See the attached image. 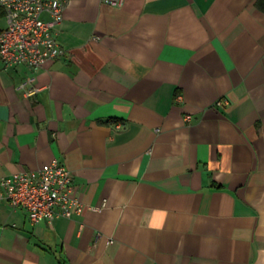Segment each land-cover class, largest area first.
<instances>
[{"label": "crops", "instance_id": "1", "mask_svg": "<svg viewBox=\"0 0 264 264\" xmlns=\"http://www.w3.org/2000/svg\"><path fill=\"white\" fill-rule=\"evenodd\" d=\"M56 31L66 57L0 62V180L57 160L83 210L31 225L0 198V264H264L255 1L69 0Z\"/></svg>", "mask_w": 264, "mask_h": 264}, {"label": "built area", "instance_id": "2", "mask_svg": "<svg viewBox=\"0 0 264 264\" xmlns=\"http://www.w3.org/2000/svg\"><path fill=\"white\" fill-rule=\"evenodd\" d=\"M68 1L0 0L5 23L0 27V62L4 67L38 70L49 61L67 56L55 38ZM105 3L120 7L123 0H105ZM19 88L26 89L28 96L37 92L32 78L21 83ZM216 105L221 106L222 101ZM0 188V198L10 208L22 210L31 225L69 220L83 210L74 196L71 172L57 160L44 169L4 178L0 180Z\"/></svg>", "mask_w": 264, "mask_h": 264}, {"label": "trees", "instance_id": "3", "mask_svg": "<svg viewBox=\"0 0 264 264\" xmlns=\"http://www.w3.org/2000/svg\"><path fill=\"white\" fill-rule=\"evenodd\" d=\"M254 1H255L256 9L264 13V0H254ZM3 16H4V12L0 8V20L3 18Z\"/></svg>", "mask_w": 264, "mask_h": 264}, {"label": "rangeland", "instance_id": "4", "mask_svg": "<svg viewBox=\"0 0 264 264\" xmlns=\"http://www.w3.org/2000/svg\"><path fill=\"white\" fill-rule=\"evenodd\" d=\"M4 25H5V23H4V19L2 18V19L0 20V27H4Z\"/></svg>", "mask_w": 264, "mask_h": 264}]
</instances>
